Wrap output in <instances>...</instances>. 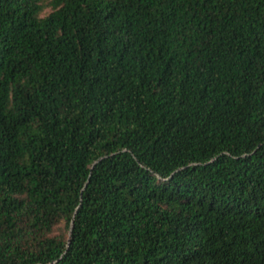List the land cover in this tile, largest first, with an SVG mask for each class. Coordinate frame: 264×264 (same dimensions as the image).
I'll use <instances>...</instances> for the list:
<instances>
[{
  "label": "trees",
  "instance_id": "1",
  "mask_svg": "<svg viewBox=\"0 0 264 264\" xmlns=\"http://www.w3.org/2000/svg\"><path fill=\"white\" fill-rule=\"evenodd\" d=\"M0 0V264H264V0Z\"/></svg>",
  "mask_w": 264,
  "mask_h": 264
},
{
  "label": "rangeland",
  "instance_id": "2",
  "mask_svg": "<svg viewBox=\"0 0 264 264\" xmlns=\"http://www.w3.org/2000/svg\"><path fill=\"white\" fill-rule=\"evenodd\" d=\"M43 1H44L45 5H46V7L43 10V14H47L48 12L51 11V6L48 5L50 0H43Z\"/></svg>",
  "mask_w": 264,
  "mask_h": 264
}]
</instances>
